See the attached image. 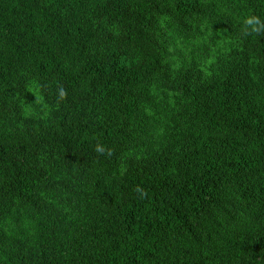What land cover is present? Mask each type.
<instances>
[{
  "label": "trees",
  "instance_id": "1",
  "mask_svg": "<svg viewBox=\"0 0 264 264\" xmlns=\"http://www.w3.org/2000/svg\"><path fill=\"white\" fill-rule=\"evenodd\" d=\"M249 16L264 0H0V264H264Z\"/></svg>",
  "mask_w": 264,
  "mask_h": 264
},
{
  "label": "clouds",
  "instance_id": "2",
  "mask_svg": "<svg viewBox=\"0 0 264 264\" xmlns=\"http://www.w3.org/2000/svg\"><path fill=\"white\" fill-rule=\"evenodd\" d=\"M244 24L246 25L244 29L245 35H248L249 33L256 35L264 34V23L260 21L259 17L257 16L246 17L244 20ZM65 95L66 93L64 92L63 89H61L60 96L63 98ZM94 150L99 154H105V149L101 145H96ZM106 154L110 156L111 151L108 150ZM136 191L138 192L140 197L146 196V193L142 189L137 188Z\"/></svg>",
  "mask_w": 264,
  "mask_h": 264
}]
</instances>
